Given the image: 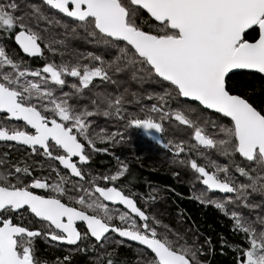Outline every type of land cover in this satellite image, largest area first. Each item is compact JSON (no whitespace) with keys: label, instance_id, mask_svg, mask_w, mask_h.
I'll return each mask as SVG.
<instances>
[{"label":"snow or ice","instance_id":"1","mask_svg":"<svg viewBox=\"0 0 264 264\" xmlns=\"http://www.w3.org/2000/svg\"><path fill=\"white\" fill-rule=\"evenodd\" d=\"M18 12L15 0L0 3V34L14 38L27 57L46 62L30 68L0 45V142L27 146L30 154L49 161V174L34 176L27 162H11L7 152L0 160V166H8L7 174H0V264H41L34 247L38 237L76 246L85 254L127 240L139 248L143 259L138 264H203L200 257L206 253L198 236L189 243L167 226L159 231L160 222L138 206L140 194L117 184L127 165L114 174L84 170L94 153L109 151L97 147V140L119 143L122 135L112 131L98 136L91 118L115 115L128 126L162 132V124L153 117L170 119L172 112L165 109L180 97L198 102L174 110L175 121L192 127L198 143L163 142V147L180 157L203 146L205 152L198 154L206 163L195 158L174 163L187 165L196 174L195 181L204 189L197 197L200 203L214 206L234 221V234L248 245L233 246L238 264H264V217L257 215L253 221L237 211L264 209V109L258 110L228 87L231 76L240 70L264 74V0H42L23 14ZM145 13L148 20L142 21ZM56 17L70 19L74 34L83 30L92 38L90 43L103 51L74 50L73 59L65 61V53L53 47L64 42L56 40L49 26H69ZM42 44L53 56L59 54L61 62L49 61ZM124 75L141 85L167 82L161 93L147 94V99L160 103L140 109L147 111L146 118L124 108L128 89L115 96L97 93L94 110L79 105L94 81L119 87L120 81L113 77ZM69 77L74 82L69 83ZM65 87L72 91H63ZM74 98L77 103L70 102ZM100 105L106 106L102 113ZM201 106L220 114V119L227 118L228 124L207 117L202 123L200 118L192 120L188 114ZM13 121L23 124L9 126ZM209 127L214 131L209 132ZM207 151H215L229 164L211 160ZM243 161L255 162L257 167L248 169ZM39 168L43 170L44 164ZM214 192L222 199L212 198ZM254 196L262 201L254 202ZM109 205L124 210L113 211ZM34 223L40 227H31ZM221 241L222 247L227 246L223 237ZM205 244L211 245L210 238ZM57 264H71V256L58 259ZM95 264L116 262L108 253Z\"/></svg>","mask_w":264,"mask_h":264},{"label":"trees","instance_id":"2","mask_svg":"<svg viewBox=\"0 0 264 264\" xmlns=\"http://www.w3.org/2000/svg\"><path fill=\"white\" fill-rule=\"evenodd\" d=\"M9 0H0V3H8ZM20 6V12L17 15L23 14L28 10L29 5L41 4V0H15ZM47 12V9H45ZM50 17L52 12L47 13ZM60 20V24H67L69 27L64 28L60 25L53 24L50 30L55 34L57 41H63L61 45L54 43L53 47L58 52H64V60L69 61L73 59V51L87 52L93 51L100 53L103 51L102 46H94L90 43L91 37H88L83 30L77 29L76 33L72 32V22L68 18L56 17ZM142 21H147V14H142ZM45 24L41 21V27ZM147 27V23H145ZM0 45L5 46L8 54L15 60H23L24 64L30 68L42 67L46 62L42 58H25L21 51L17 48L14 38H7L6 34H0ZM44 54L48 57L49 61L54 60L56 63L61 62L59 54L53 56L44 48L42 44ZM111 74V73H110ZM114 79L120 81L119 87L111 83H105L99 80L94 81V86H90V90H84L83 99L79 100L81 107L87 106L89 110H94L95 106L92 104L93 100L99 102L97 93H111L113 96L124 93L125 89H128L127 94L124 95V108L128 112H134L141 118H146L147 111L141 112L142 107H150L152 104H158V100L147 99L149 92L161 93L164 87L167 86V82L164 85L144 83L141 85L137 81L130 80L127 75L114 76ZM69 83L74 82L72 78H68ZM228 87L233 94L241 95L247 98L258 110L264 109V77L257 73L238 72L236 75L231 76L228 82ZM63 91H72L70 88L65 87ZM132 93H137L133 96ZM59 95V90L57 91ZM138 101V102H137ZM71 103H77L76 99L70 101ZM186 103H192L194 106L196 103L183 100L182 97L178 100L170 101V108H166L172 112L170 119L160 121L158 117L154 116V122L162 124V134L164 142L175 143L183 142L185 145L198 143L194 140V129L190 126L180 125L179 122L174 119V110L181 108ZM105 105H100L101 113L105 110ZM194 121L200 118L207 117L210 120H216L218 124H228V119H220V115L206 111L204 109L188 114ZM94 121V133L98 136L111 134L112 131H119L122 133L119 143L107 142L113 149L115 154V164L109 157L105 160V163H109V166L104 168L97 165H88V168H92L93 175L98 173L104 174L105 172L115 173L119 168L127 165L129 188L137 187L140 192L149 191L159 192V203L154 205L153 216L157 217L160 222L158 230L163 231L164 226H167L168 230L180 235L186 236L189 243L193 241L195 237H199V245L204 246V252L200 259L203 264H238L237 254L232 250L233 246L243 245L247 248L248 245L244 243L241 235H236L233 232L234 221L221 214L214 206H210L207 203H200L197 199L203 186L200 182L195 181V173L187 165H178L174 163L175 159L190 160L192 158L197 159L198 163L204 164L206 161L198 153L205 152L203 146H199L190 153L184 154L180 157H174L172 152L168 150V155L160 154L154 149H149V140L145 139L139 129L136 127L128 126L125 121H121L115 117V115L104 117L102 114L91 118ZM209 132L214 131L210 127L207 129ZM99 142V140H97ZM4 146L0 145V160H4ZM9 154V157L12 155ZM206 155L213 161L218 162L221 165H228L229 160L222 157L215 151H207ZM120 157L117 163L116 158ZM12 157L11 162L15 161ZM239 160V158H237ZM18 160V158L16 159ZM242 166L252 169L257 167L255 162L243 161ZM8 166H0V170L6 169ZM97 168V169H96ZM102 170V171H100ZM210 171L213 169L209 168ZM0 174L1 171H0ZM234 174V173H233ZM212 198L222 199L221 194L215 193ZM162 197V198H161ZM154 202L157 200V196L150 197ZM254 202L260 203L262 198L254 196ZM231 208V206H229ZM238 212L250 220H255L259 215L264 217V209H257L256 212H249L245 208L237 209ZM257 229L260 225H256ZM224 238L227 246L222 247L221 238ZM210 238L211 245L205 244V240ZM119 244L118 249L112 248L107 250L105 257L108 253L111 254V258L116 264H138L143 259L139 252V248L129 246L126 242L122 245ZM126 246V247H124ZM106 259V258H105ZM84 258H76L74 263H84Z\"/></svg>","mask_w":264,"mask_h":264},{"label":"flooded vegetation","instance_id":"3","mask_svg":"<svg viewBox=\"0 0 264 264\" xmlns=\"http://www.w3.org/2000/svg\"><path fill=\"white\" fill-rule=\"evenodd\" d=\"M24 57L28 58L26 56H24ZM29 59H31V58H29ZM13 124L22 126L23 122L13 121V122L9 123V126H12ZM136 128L140 130L141 135L145 139L149 140V142H150L149 146H148L149 149H154L155 151L159 152L160 154L168 155V152H169L168 149H165L163 147L164 141H163L162 132L156 131V137L148 139L142 134V128L143 127H136ZM0 145H3L4 146L3 151L9 152L12 155V157L16 155L18 160H16L17 158L14 157L15 161H13V162L19 163V162H21L22 159L25 162H27L32 167L34 176L39 178V177L46 176L49 174V169H48L49 161L45 160L41 156H34V155L30 154V151L27 149V146L14 144V143H9V144L0 143ZM97 147H99L101 149L108 148L109 151L106 154L103 152L94 153L89 164H91L92 166L97 165L98 167L104 168L106 166H109L108 165L109 163H105V160H107V157L110 158V160L112 161V164L113 163L115 164V154H114V152H112L113 149L108 145L107 142H101V141L98 142L97 141ZM12 157H10L11 160H12ZM119 159H120V157L118 156L116 158L117 163L119 162ZM28 160H29V162H28ZM41 163L44 164L43 170H41L39 168V165ZM56 163L58 164V162H56ZM84 170L86 172L87 171L93 172L92 168H88V165L84 166ZM0 171L2 174L6 175L8 172V167L6 169L0 170ZM61 171L64 172L65 170H63L61 168ZM100 171H102V170H100ZM98 174H102V173H98ZM128 175L129 174L126 173L125 176L117 182V184L118 185H120V184L125 185L126 186L125 191L131 190L132 192H138L140 194L139 196H137L138 206H141L150 215L153 216V210L155 209L154 205L159 203V200H160L159 199V192L158 191L152 192L151 190H150V192L147 190L144 192H140V190L137 189V187H133V188L127 187L128 182H130L128 179ZM55 178H56L55 174L53 173L51 176V179L54 180ZM71 179L73 181H75L78 178H71ZM85 183H86V181H85ZM98 183L102 184V182H98ZM37 191H38V194H42V193H39V190H37ZM213 194H215V192L211 193V197L214 196ZM153 196H157V200L155 202L150 198V197L153 198ZM145 202H147V203H145ZM109 206L113 211H115L117 208H119V206H112V205H109ZM119 210L123 211L124 209L119 208ZM25 215L28 219H31V216L29 214L26 213ZM155 218L158 221L157 217H155ZM25 223H27V221H25ZM31 227H33L34 229H38L40 227V225L34 223L31 225ZM125 242L127 244H129V246L138 248V246L136 244H133V243L126 241V240H125ZM89 245H91V242H89ZM117 246H120V245L116 244V243H112V244L107 245L103 249L98 247L96 252L89 251L87 254H85L83 252L76 251L75 250L76 246H69L66 244H60L57 242H52L50 240L44 239L43 237H38L34 241L36 256H37V259L39 261H41V264H44V262H47V264H57V260L58 259L63 260V258L65 256H71V264H79V263H74L76 258H84L85 260H84V263H82V264H95V261L99 256L105 257L107 250H111L112 248L114 249ZM124 247H126V246H124ZM118 248H120V247H117L116 249H118ZM105 258H107V256Z\"/></svg>","mask_w":264,"mask_h":264},{"label":"water","instance_id":"4","mask_svg":"<svg viewBox=\"0 0 264 264\" xmlns=\"http://www.w3.org/2000/svg\"><path fill=\"white\" fill-rule=\"evenodd\" d=\"M17 46V48L19 49V46L18 45H16ZM20 50V49H19ZM21 51V53L24 55V56H26V54H24L23 52H22V50H20ZM27 57V56H26ZM28 58H39V57H28ZM238 72H249V73H253V72H250V71H247V70H240V71H238ZM237 72V73H238ZM258 74V73H257ZM261 76H263L264 77V74H260ZM183 100H185V101H188V100H186V98H183ZM190 102V101H189ZM193 103H196V104H198V102H193ZM202 107V106H201ZM206 111H209V112H212V113H214L212 110H206ZM214 114H216V113H214ZM218 115H220V114H218ZM20 122H22V121H20ZM142 134L146 137V138H148V139H150V138H155L156 137V130L155 129H144V128H142ZM0 143H3V142H0ZM10 143H14V144H16L15 142H10ZM127 241V240H126ZM129 242H131V241H129ZM131 243H133V244H136L135 242H131Z\"/></svg>","mask_w":264,"mask_h":264},{"label":"bare ground","instance_id":"5","mask_svg":"<svg viewBox=\"0 0 264 264\" xmlns=\"http://www.w3.org/2000/svg\"><path fill=\"white\" fill-rule=\"evenodd\" d=\"M32 157V156H31ZM26 160V159H25ZM28 162H29V160H28Z\"/></svg>","mask_w":264,"mask_h":264},{"label":"rangeland","instance_id":"6","mask_svg":"<svg viewBox=\"0 0 264 264\" xmlns=\"http://www.w3.org/2000/svg\"><path fill=\"white\" fill-rule=\"evenodd\" d=\"M75 99V98H74ZM160 226V225H159Z\"/></svg>","mask_w":264,"mask_h":264}]
</instances>
